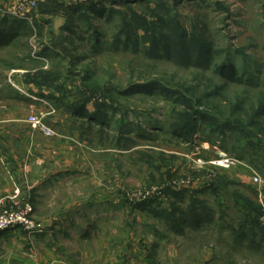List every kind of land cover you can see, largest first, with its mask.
I'll return each mask as SVG.
<instances>
[{"label":"rangeland","instance_id":"obj_1","mask_svg":"<svg viewBox=\"0 0 264 264\" xmlns=\"http://www.w3.org/2000/svg\"><path fill=\"white\" fill-rule=\"evenodd\" d=\"M159 1L133 6V14L147 20L143 24L125 5L111 3H104L102 17L86 12L70 23L59 15L41 16L39 7L25 19L0 12V29L12 37L0 46V120L24 121L6 132L35 131L34 142L42 147L55 145L49 139L63 133L57 158L40 154L56 158L65 179L59 200H68L49 203L50 212L60 206L94 210L112 214L116 223L141 215L144 224L134 226L157 241L187 229V253L206 244L209 264H264V145L249 136L258 135L250 121L264 100V0H180L177 6L162 0L167 8L157 9ZM14 19L26 24H12ZM154 21L159 36L174 21L190 37L208 41L211 63L149 54L145 39ZM62 34L68 55L53 48ZM222 64L233 65L242 81L216 74ZM42 74L51 86L38 85ZM86 87L97 95L88 92L93 100L80 115L70 108L82 102L78 91ZM190 101L208 118L188 137L176 127L185 122ZM93 112L100 120L85 116ZM31 117L45 129H34ZM239 120L244 129L235 124ZM222 160L232 164L220 166ZM0 200L15 211L30 207L43 227L30 198L12 205ZM133 212L131 219L127 213Z\"/></svg>","mask_w":264,"mask_h":264},{"label":"crops","instance_id":"obj_2","mask_svg":"<svg viewBox=\"0 0 264 264\" xmlns=\"http://www.w3.org/2000/svg\"><path fill=\"white\" fill-rule=\"evenodd\" d=\"M17 1L0 0V10ZM67 1L73 5L96 0ZM4 123L8 124L5 129L12 132L15 124L24 121L0 120V124ZM6 131L0 132V199L12 205L14 201L30 198L37 205L36 217L43 224V232L29 235L20 228L0 232V264H165L167 260L170 264H209L206 244L195 247L196 254L187 253V240H182L188 235L187 229L172 232L173 235L168 232L164 242L150 233L146 237L142 228L134 226V222L144 224L145 216H138L137 221L116 223L111 220L112 214L94 210L60 206L50 212L49 203L68 200H59L65 179L62 164L56 158L63 151L60 144L63 133L49 139L55 145L42 147L34 142L35 131L29 129L28 135ZM41 153L56 155L55 161L40 156ZM127 214L131 219L136 217L135 212ZM176 244L182 251L179 255ZM166 248L167 256L161 252Z\"/></svg>","mask_w":264,"mask_h":264},{"label":"trees","instance_id":"obj_3","mask_svg":"<svg viewBox=\"0 0 264 264\" xmlns=\"http://www.w3.org/2000/svg\"><path fill=\"white\" fill-rule=\"evenodd\" d=\"M151 0H98V1H87V2H78L77 4H73V5H69L67 4V0H45L43 2H39L38 6L36 8L35 11H37L38 7L40 9V15L41 16H61L65 19L68 20V22L70 23V21L72 20L73 16H84L86 12H91L93 13L95 16H99L102 17L105 14V10H104V3H111L112 5H125V7L127 8V11H129L130 13H135V8L133 6H135V4L137 3H143L144 5L149 6V2ZM162 1V0H160ZM157 2L155 5L157 9H159L160 7H164L167 8V5L165 4V2ZM175 1V6H177L179 4L180 0H174ZM150 8V7H147ZM123 12V11H121ZM120 11H115L113 10V13H121ZM37 14V13H35ZM1 16V13H0ZM58 16V17H59ZM133 16H137L136 14H133ZM10 17V16H9ZM8 16L4 17V23L8 22ZM18 19V17H16ZM20 19V18H19ZM136 21H140V24L146 23L147 20L142 19L141 17H136ZM156 21H154V23H152V29L151 27H147L148 29H151V31H153L152 36L147 37L145 39V42L150 43V45L147 47V51H149V54H154V53H163L165 54V56H170L171 54L175 55V58L180 59L182 61L187 60L191 63V61L196 62L197 64H202L205 63V65H209L211 63V59L213 57L212 55V45L204 40L202 37H199L197 35H194L193 37H190L189 35H187V33L184 32V29L182 28L181 24L179 22H174L172 21V26L170 25L168 28V34L159 36L156 33V28L158 24ZM12 24H26L25 22H21L19 20L14 19ZM139 24V25H140ZM126 26L124 24V28L126 29ZM130 27V26H129ZM15 28H13L12 26L9 28V30H14ZM69 29V28H66ZM16 31V30H14ZM173 32H177L179 31L177 34V37L174 36ZM18 32V30H17ZM154 35V36H153ZM9 37V36H8ZM6 36V34H4L1 29H0V46L7 42V43H11L12 37L8 38ZM96 37H100L98 33H96ZM7 40V41H5ZM131 39L128 36V40L127 42H130ZM65 42L66 39L63 36V34L61 36H57L54 40H53V48L55 51L61 52V54H67L69 53L68 48L65 46ZM117 42H119V39L117 40ZM121 42V41H120ZM127 44V43H126ZM135 44L137 45V43L135 42ZM147 45V44H146ZM65 56V55H64ZM216 74H219L222 78H227L228 80H231V82H240L242 81L241 78L237 77V71L235 69V67L233 65H228V64H222L220 66H218L216 68ZM43 75V74H42ZM39 82L38 85H48L51 86L50 83V78L47 75H43L38 77ZM86 81V79H85ZM159 81H155L152 84H148V85H141L140 87L142 88H147L148 86H154L157 85ZM87 88V87H86ZM137 88V87H135ZM62 90V88H61ZM60 90V91H61ZM93 92V95H97L96 91L94 90H89L88 88L86 89V91L83 90H79L78 92L80 93L81 96V103H78L76 105H73L70 110H72L73 112H76L78 114L81 115V113L84 112V109L86 108L87 104L92 102L93 97L91 95V97H87L88 96V92ZM128 93H130L129 91H126V95H128ZM263 97H261V99L259 100L258 104L260 103L259 106H261V109L259 110V115H254V119L251 122V125H255L256 127H258L257 131H258V135H249V133H247V135H249L251 138L253 137V139H256L258 141V143H263L264 145V122H262V118L264 119V100H262ZM262 100V101H261ZM202 101V100H200ZM114 102V101H112ZM191 104H188V112L186 113V120L184 123H179V125L176 127V130L179 132H183L184 134L186 133V135L188 137L193 136L194 132L197 131L198 129V125L199 122L201 121L200 119H205L208 118V116H206L205 112H200L197 111L195 109V107L193 106L192 101H190ZM98 110V109H97ZM81 113H79V112ZM96 112V111H95ZM93 112L92 114H86L85 116L93 121L96 122L98 120H100V118L98 117V113ZM210 120L214 121V119H212V116L209 117ZM208 120V119H206ZM237 125H239L242 129H244V127H242L243 122L241 120L237 121V123H235ZM256 131V129H255ZM242 132V131H241ZM242 134H245L244 132H242ZM257 144V147H261V145ZM252 146H255V144L253 143ZM198 202L194 201V206H196ZM197 207V206H196ZM195 207V208H196ZM194 208V211H195ZM258 210V209H257ZM197 213V212H196ZM195 213L196 217L197 214ZM201 218V217H200ZM199 221H202L200 220ZM184 223V222H181ZM180 223V224H181ZM197 226V222L194 224ZM243 233H241L239 236L242 237Z\"/></svg>","mask_w":264,"mask_h":264},{"label":"built area","instance_id":"obj_4","mask_svg":"<svg viewBox=\"0 0 264 264\" xmlns=\"http://www.w3.org/2000/svg\"><path fill=\"white\" fill-rule=\"evenodd\" d=\"M40 0H18L15 4L6 10H0L2 15H10L18 18L27 17V15L36 10ZM29 123L34 129L44 128L43 122L38 117H31ZM220 166L226 167L231 165L229 160H222L218 163ZM33 210L28 207L23 211H15L6 206L4 200H0V232L20 228L29 235L43 232V227L33 220Z\"/></svg>","mask_w":264,"mask_h":264}]
</instances>
